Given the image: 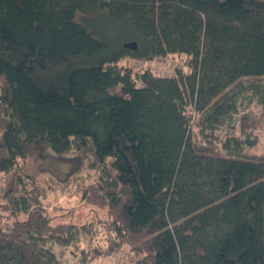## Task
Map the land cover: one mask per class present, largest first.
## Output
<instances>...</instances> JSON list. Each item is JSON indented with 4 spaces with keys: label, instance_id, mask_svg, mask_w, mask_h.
Listing matches in <instances>:
<instances>
[{
    "label": "trees",
    "instance_id": "obj_1",
    "mask_svg": "<svg viewBox=\"0 0 264 264\" xmlns=\"http://www.w3.org/2000/svg\"><path fill=\"white\" fill-rule=\"evenodd\" d=\"M251 77H264V0H0V210L13 219L0 264H63L54 246L89 232L53 233L54 179L23 172L31 155L102 172L80 191L131 264H264V157L241 156L249 135L218 139L222 155L193 142L262 103L259 86L235 87Z\"/></svg>",
    "mask_w": 264,
    "mask_h": 264
},
{
    "label": "rangeland",
    "instance_id": "obj_2",
    "mask_svg": "<svg viewBox=\"0 0 264 264\" xmlns=\"http://www.w3.org/2000/svg\"><path fill=\"white\" fill-rule=\"evenodd\" d=\"M126 65H130L134 71L144 66H150L155 71L166 70L171 66V63L154 60L144 64L128 60ZM249 85L260 87L263 100L261 104L250 105L249 113L242 121V127L238 130L240 136L249 135L250 141H253V145L244 148L241 156L259 159L264 157V77L242 78L235 87ZM193 136L196 147L201 148L205 153L223 154L218 141L211 145L202 141L199 142L195 128L193 129ZM71 167L70 161L40 160L35 155L29 156L24 162L23 172L39 175L42 177L41 184L45 185L46 180L50 181L48 176L54 179L50 182L55 188L48 190L47 196L43 200V207L52 217L53 233L64 235L65 229L70 225L89 231L82 234L83 239L78 246L56 245L54 252L63 264H131L135 257L131 246L124 243L122 237L117 236L113 231V225L110 223L106 209L88 202L86 194L80 191L81 187H84L102 172H98V169L85 167L80 172L73 174ZM12 222V217H9L5 210H0V226L5 228ZM116 241L119 242L118 245H116ZM81 249L84 253L80 251Z\"/></svg>",
    "mask_w": 264,
    "mask_h": 264
},
{
    "label": "built area",
    "instance_id": "obj_3",
    "mask_svg": "<svg viewBox=\"0 0 264 264\" xmlns=\"http://www.w3.org/2000/svg\"><path fill=\"white\" fill-rule=\"evenodd\" d=\"M167 62L171 63V68L170 69H161V70H155L152 69L154 72L157 74H162V75H170L173 72V68L175 65L177 66V63H175L174 60H168ZM141 63V62H139ZM142 69V67H139L136 71L139 72ZM249 106L247 107V104L243 103L242 105H238L237 108L229 113L226 117L222 119L221 122L218 124L214 125L212 128L211 133L213 136L219 140L225 139V138H234L239 135L238 130L241 127L242 121L246 114L248 113ZM190 114L193 116L194 113L193 111H190Z\"/></svg>",
    "mask_w": 264,
    "mask_h": 264
},
{
    "label": "water",
    "instance_id": "obj_4",
    "mask_svg": "<svg viewBox=\"0 0 264 264\" xmlns=\"http://www.w3.org/2000/svg\"><path fill=\"white\" fill-rule=\"evenodd\" d=\"M124 47L130 50H135L137 48V44L134 41H130L126 44H124Z\"/></svg>",
    "mask_w": 264,
    "mask_h": 264
}]
</instances>
